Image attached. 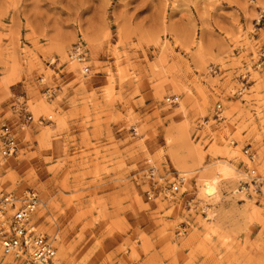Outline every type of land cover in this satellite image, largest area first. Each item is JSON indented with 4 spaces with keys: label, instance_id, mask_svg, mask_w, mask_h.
Instances as JSON below:
<instances>
[{
    "label": "rangeland",
    "instance_id": "obj_1",
    "mask_svg": "<svg viewBox=\"0 0 264 264\" xmlns=\"http://www.w3.org/2000/svg\"><path fill=\"white\" fill-rule=\"evenodd\" d=\"M3 125L61 264H264V0H0Z\"/></svg>",
    "mask_w": 264,
    "mask_h": 264
},
{
    "label": "built area",
    "instance_id": "obj_2",
    "mask_svg": "<svg viewBox=\"0 0 264 264\" xmlns=\"http://www.w3.org/2000/svg\"><path fill=\"white\" fill-rule=\"evenodd\" d=\"M75 56L82 61L85 60V53L81 47H76ZM89 72V68H86ZM245 88L238 91L243 95ZM26 111L28 115L24 117V126L34 121L33 115ZM222 105L216 108L217 118H221ZM45 119L42 118L41 122ZM19 151V143L12 127L3 125L0 128V159L14 157ZM248 159L253 162L254 156L249 149L244 151ZM157 169L150 168L147 178L153 182V188L148 192L149 200L156 198L158 189ZM179 180V178H177ZM181 186L178 181L170 183L168 186L160 188L159 195L166 199L177 201L181 193ZM242 192L252 196L256 194L264 195V179L257 174L255 169L248 168L246 180L241 186ZM42 204L40 193L36 190H27L23 194H16L8 191L0 185V247L5 256H13L21 260L23 264H60L56 257L54 240L38 230L34 222L36 213ZM194 200L187 202L191 209Z\"/></svg>",
    "mask_w": 264,
    "mask_h": 264
},
{
    "label": "bare ground",
    "instance_id": "obj_3",
    "mask_svg": "<svg viewBox=\"0 0 264 264\" xmlns=\"http://www.w3.org/2000/svg\"><path fill=\"white\" fill-rule=\"evenodd\" d=\"M223 170V169H222ZM223 172H224V170H223ZM223 172L222 171H219V173H218V177H224V175H223ZM217 173V172H216ZM2 184V183H1ZM215 181H213V182H209V181H207L206 182V184H205V186H204V193H205V195L207 196V197H212V196H214V193H215ZM0 249H1V247H0ZM2 251V250H1ZM3 252V251H2ZM10 257H13V256H10ZM56 257H57V260H58V262L61 264V262H60V260H59V258H58V256H57V251H56ZM15 258V257H14ZM16 259V258H15ZM18 260V259H17ZM19 261H21V260H19ZM23 263V262H22Z\"/></svg>",
    "mask_w": 264,
    "mask_h": 264
}]
</instances>
